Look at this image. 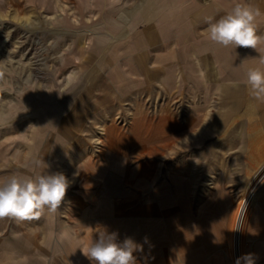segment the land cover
I'll return each mask as SVG.
<instances>
[{
    "label": "crops",
    "instance_id": "crops-1",
    "mask_svg": "<svg viewBox=\"0 0 264 264\" xmlns=\"http://www.w3.org/2000/svg\"><path fill=\"white\" fill-rule=\"evenodd\" d=\"M237 2L100 0L101 4L126 5L127 20L132 23L120 28L116 41L106 45L98 41L95 49L87 50L82 67L103 72L89 73L83 93L72 101L73 107H69V98L64 100V115L57 124L63 144L72 141L73 129L87 128L89 116L112 115L114 106L121 108L120 101L126 103L139 90L151 88L163 74H168L174 85L184 84L179 68L188 65L190 53L196 54L201 65L198 76L186 78L202 85L203 92H208L205 100L213 99L224 108L219 114L224 122L230 123L231 117L242 112L258 115L263 100L250 96L246 81L248 69H264L259 63L264 44L254 50L223 47L207 39L209 24L231 11ZM248 2L261 12L256 24L257 34L263 36L264 0ZM153 4L164 11L156 18L147 9ZM166 48L176 52L174 65L165 66L150 55L152 50ZM152 61L155 63L151 66ZM207 67L210 78L206 82L202 70ZM211 112L196 108L185 124L170 117L152 119L139 114L126 130L108 126L104 147L95 159L86 154L77 136L78 149L72 152V147H64L62 165L66 168L54 171L69 181L65 197L74 195L72 200L77 199L84 208L81 212L91 211V216L98 218L97 229L117 232L118 240H159V259L154 261L160 264H231L232 239L248 208V204L243 205L235 229L238 200L247 187V167L241 156L233 157L226 165V160L222 162L213 152L217 146L206 141L207 134L215 133L221 125H217L219 121L212 126L210 121L205 122ZM88 129L92 130L91 126ZM57 149L54 156L59 153ZM191 149L198 151L185 156ZM232 163L240 167L230 170ZM256 204V218L244 235L241 250L242 255L252 253L256 261H263L264 187L257 193Z\"/></svg>",
    "mask_w": 264,
    "mask_h": 264
},
{
    "label": "rangeland",
    "instance_id": "rangeland-1",
    "mask_svg": "<svg viewBox=\"0 0 264 264\" xmlns=\"http://www.w3.org/2000/svg\"><path fill=\"white\" fill-rule=\"evenodd\" d=\"M0 1V179L14 174L36 177L54 174L55 168L58 172L65 169L64 147H72V152L78 149L77 136L82 139L86 154L95 159L104 147L107 127L126 130L139 114L152 119L170 117L185 124L196 108L210 109L212 114L204 118L205 122L210 121L212 126L219 121L217 125H221L215 133L207 134L206 141L217 146L213 152L222 162L226 160V165L233 157L241 156L247 167V187L239 197L237 210L244 200L248 208L235 230L231 247V264H235V256H242L244 235L256 218L257 193L264 187V100L258 115L242 112L231 117L230 123L224 122L219 115L224 108L213 99L205 100L208 92H203L202 85L186 78L198 76L201 65L196 54L190 53L188 65L179 68L183 85H174L170 76L163 74L151 88L139 90L126 103L120 101L121 108L114 106L112 115L89 116L87 128L73 129L72 141L65 145L63 134L57 132L64 115V100L69 98V107H73L72 101L83 93L89 73L102 74L103 70L83 68L81 64L86 61L87 50L95 49L96 42L106 45L116 41L120 28L132 23L127 20V6L101 4L100 0ZM148 8L154 18L164 13L158 5ZM262 32L264 36V28ZM150 53L165 66L176 62V52L168 48ZM202 72L207 82L208 67ZM56 149L59 153L54 156ZM197 151H186L185 156ZM236 167L232 163L230 170ZM73 197H65L55 213L45 209L38 218H0V264H93L82 250L103 230L97 229L98 218L91 216V211L81 212L84 208ZM134 241L141 246L134 253L136 264H160L154 261L159 259V240ZM256 264H264V260Z\"/></svg>",
    "mask_w": 264,
    "mask_h": 264
},
{
    "label": "clouds",
    "instance_id": "clouds-1",
    "mask_svg": "<svg viewBox=\"0 0 264 264\" xmlns=\"http://www.w3.org/2000/svg\"><path fill=\"white\" fill-rule=\"evenodd\" d=\"M261 15L248 0H239L207 29V39L223 47L235 46L258 49L264 44V36L257 34L256 19ZM259 63L264 65V55ZM249 94L256 100H264V70L260 67L247 71ZM69 181L62 173L41 174L36 177L11 175L0 179V218L18 220L38 218L47 209L55 213L64 201ZM131 238L118 241L116 233L99 232L82 250L93 264H136L135 252L140 250ZM252 253L238 257L235 264H256Z\"/></svg>",
    "mask_w": 264,
    "mask_h": 264
},
{
    "label": "built area",
    "instance_id": "built-area-1",
    "mask_svg": "<svg viewBox=\"0 0 264 264\" xmlns=\"http://www.w3.org/2000/svg\"><path fill=\"white\" fill-rule=\"evenodd\" d=\"M244 203H245V200L242 202V204H241L240 207H239L238 214H237V219H236L235 229L237 228V223H238V220H239V217H240L241 211H242V209H243V205H244Z\"/></svg>",
    "mask_w": 264,
    "mask_h": 264
}]
</instances>
